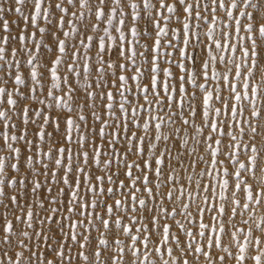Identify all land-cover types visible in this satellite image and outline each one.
<instances>
[{
	"label": "snow or ice",
	"instance_id": "obj_1",
	"mask_svg": "<svg viewBox=\"0 0 264 264\" xmlns=\"http://www.w3.org/2000/svg\"><path fill=\"white\" fill-rule=\"evenodd\" d=\"M0 264H264V0H0Z\"/></svg>",
	"mask_w": 264,
	"mask_h": 264
}]
</instances>
